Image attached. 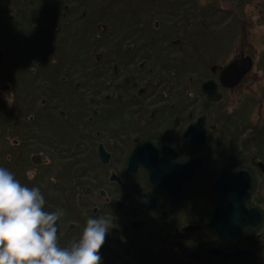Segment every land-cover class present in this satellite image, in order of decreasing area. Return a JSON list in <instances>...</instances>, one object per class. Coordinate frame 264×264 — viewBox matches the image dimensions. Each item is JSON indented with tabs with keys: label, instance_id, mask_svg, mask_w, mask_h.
Instances as JSON below:
<instances>
[{
	"label": "flooded vegetation",
	"instance_id": "flooded-vegetation-1",
	"mask_svg": "<svg viewBox=\"0 0 264 264\" xmlns=\"http://www.w3.org/2000/svg\"><path fill=\"white\" fill-rule=\"evenodd\" d=\"M0 2L11 21L16 6L42 3ZM43 24L0 26V91L22 95L28 112L0 132V167L39 188L46 211H63L59 246L103 217L112 226L101 264H264V69L252 71L254 56L186 69L190 26ZM242 55L252 67L231 85L222 69Z\"/></svg>",
	"mask_w": 264,
	"mask_h": 264
},
{
	"label": "trees",
	"instance_id": "trees-1",
	"mask_svg": "<svg viewBox=\"0 0 264 264\" xmlns=\"http://www.w3.org/2000/svg\"><path fill=\"white\" fill-rule=\"evenodd\" d=\"M1 1V0H0ZM42 3H27L18 5L15 8L19 16L16 15L15 21L9 20L6 16L10 11L7 4L0 2V26H11L17 23L19 26H37L43 24V16L49 15V20L43 25L53 21H65L72 19L76 23H85L88 18L94 26L100 24L106 26H153L154 21L172 23L175 26H190V33L195 31L200 35L207 30L212 33L224 18H232L233 12H241L243 7L256 0H106L95 4V8L105 9L106 20L100 16L91 15L89 12V2L92 0H39ZM226 4V13L221 12L218 3ZM203 4V5H202ZM158 7H165L166 11L158 13ZM85 12V13H84ZM84 13V15H82ZM104 23H101V21ZM228 21V19H227ZM230 22V21H229ZM233 23V22H232ZM3 37H4V32ZM222 43H225L222 40ZM6 45V42L3 43ZM229 44V42H227ZM223 45V49L227 48ZM217 49V46H215ZM219 53V52H218ZM222 52L219 53L221 55ZM216 60H208L207 66ZM203 63L200 61V64ZM195 69V67H193ZM4 64L0 63V84L8 81L4 74ZM22 95L14 94L12 101L2 99L0 96V132L8 128L9 119L27 117V110L22 107ZM5 134H9L7 131Z\"/></svg>",
	"mask_w": 264,
	"mask_h": 264
},
{
	"label": "clouds",
	"instance_id": "clouds-1",
	"mask_svg": "<svg viewBox=\"0 0 264 264\" xmlns=\"http://www.w3.org/2000/svg\"><path fill=\"white\" fill-rule=\"evenodd\" d=\"M44 205L39 188L0 167V264H101L99 250L112 224L89 218L79 241L61 248L57 222L64 213Z\"/></svg>",
	"mask_w": 264,
	"mask_h": 264
},
{
	"label": "rangeland",
	"instance_id": "rangeland-1",
	"mask_svg": "<svg viewBox=\"0 0 264 264\" xmlns=\"http://www.w3.org/2000/svg\"><path fill=\"white\" fill-rule=\"evenodd\" d=\"M106 0H92L89 2V12L91 15L100 16L103 18L106 13L105 9L95 8V4L105 2ZM206 1V0H201ZM246 4L241 12H233L232 18H224L221 23L223 26H218L215 32L207 30L200 35L195 31L190 34L189 37L183 36L184 45L186 48V69L197 67L200 65V61H208L210 59L218 61H227L234 57V54H238L241 49L245 53H249L254 56L256 61L255 67L252 71L259 70L261 66L260 60L264 52V0H256ZM203 5V4H202ZM221 7V12L226 13V4L223 2L218 3ZM165 7H158L159 12L163 13L166 10ZM228 19V21H227ZM103 20H106V15ZM101 23H104V21ZM230 21V22H229ZM233 22V23H232ZM154 23V22H153ZM173 23V22H172ZM163 26H171L170 24L163 23ZM222 40L225 43H222ZM229 42V44H227ZM227 44V48L223 49V45ZM217 46V49H215ZM221 55H219V53ZM259 64V66H258ZM252 87L257 88L254 84ZM10 91H0L2 99H10ZM258 113V110H255ZM255 117V116H254Z\"/></svg>",
	"mask_w": 264,
	"mask_h": 264
},
{
	"label": "water",
	"instance_id": "water-1",
	"mask_svg": "<svg viewBox=\"0 0 264 264\" xmlns=\"http://www.w3.org/2000/svg\"><path fill=\"white\" fill-rule=\"evenodd\" d=\"M252 67V60L250 56H241L240 58H235L232 61H230L223 69L222 74L223 75H229L233 77V82L231 85H234L239 79L244 75L246 72H248ZM212 81H207L203 85V89L206 90L208 93L210 91V88H213ZM5 87V85L2 86V89ZM214 97V96H211ZM215 99V98H214ZM229 182V183H228ZM164 189H166L165 182L160 181L158 184L161 185ZM225 185L227 187V191H230V180L227 179L224 175H221V177L217 180L216 184ZM228 183V184H227ZM212 192H214L212 190Z\"/></svg>",
	"mask_w": 264,
	"mask_h": 264
}]
</instances>
